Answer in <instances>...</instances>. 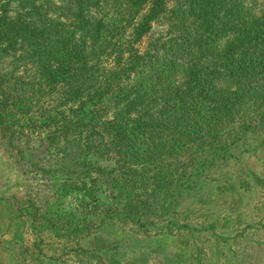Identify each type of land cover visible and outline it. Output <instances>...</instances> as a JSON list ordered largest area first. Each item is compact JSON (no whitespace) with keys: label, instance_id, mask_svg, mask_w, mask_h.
<instances>
[{"label":"trees","instance_id":"obj_1","mask_svg":"<svg viewBox=\"0 0 264 264\" xmlns=\"http://www.w3.org/2000/svg\"><path fill=\"white\" fill-rule=\"evenodd\" d=\"M5 56L1 138L60 172L78 214L143 227L188 178L185 157L231 158L264 127V0H0ZM34 202L18 205L29 233H57L62 208Z\"/></svg>","mask_w":264,"mask_h":264},{"label":"rangeland","instance_id":"obj_2","mask_svg":"<svg viewBox=\"0 0 264 264\" xmlns=\"http://www.w3.org/2000/svg\"><path fill=\"white\" fill-rule=\"evenodd\" d=\"M10 61L2 58L0 68L13 69ZM261 132L264 136V127L231 158L211 157L210 151L185 157L181 168L188 178L175 183L176 193L166 196L158 214L145 217L143 227L111 219V212H102L104 217L76 213L75 199L67 193L74 192L71 186L64 195L56 188L62 174L25 167V156L20 160L0 135V264H264ZM25 198L35 200L27 208L50 218L54 208H62L65 218L57 233H29L27 216L18 211ZM50 218L46 227L54 228ZM34 243L38 255L32 254Z\"/></svg>","mask_w":264,"mask_h":264}]
</instances>
